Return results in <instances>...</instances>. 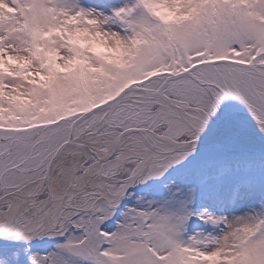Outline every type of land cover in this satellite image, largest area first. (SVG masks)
<instances>
[{
    "label": "snow or ice",
    "instance_id": "obj_1",
    "mask_svg": "<svg viewBox=\"0 0 264 264\" xmlns=\"http://www.w3.org/2000/svg\"><path fill=\"white\" fill-rule=\"evenodd\" d=\"M0 264H264V0H0Z\"/></svg>",
    "mask_w": 264,
    "mask_h": 264
}]
</instances>
